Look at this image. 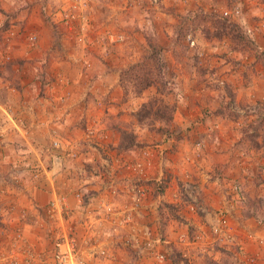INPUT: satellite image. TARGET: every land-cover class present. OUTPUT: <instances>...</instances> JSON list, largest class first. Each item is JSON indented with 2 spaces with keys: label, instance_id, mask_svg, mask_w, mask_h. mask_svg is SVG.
Instances as JSON below:
<instances>
[{
  "label": "crops",
  "instance_id": "crops-1",
  "mask_svg": "<svg viewBox=\"0 0 264 264\" xmlns=\"http://www.w3.org/2000/svg\"><path fill=\"white\" fill-rule=\"evenodd\" d=\"M118 45L113 51L101 52V56L100 50H93L91 45L83 49L73 47L61 57V67L50 68L45 82L34 68L25 70V67L15 66L18 78L0 75V185L6 183V190L11 188L9 199L15 200L16 206L32 216L44 215L47 211L58 216L61 209L70 215L68 222L78 233V256L82 259L88 257L92 264H155L160 263L154 258L158 251L166 246L168 253L175 245L181 249L184 238H178V241L172 233L161 241L145 235L135 245L131 240L126 242L128 236H134L132 228H136L122 225L121 221L123 214L132 207L133 183L140 181L144 189L142 213L154 222L152 234L160 225L159 213L165 205L180 207L185 199L179 192L180 185L188 186L190 179L208 176L216 178L214 181L218 185L229 186L236 179L230 170L234 167L236 172L238 164L243 167L242 162L249 154L240 148L241 136L236 129L227 131L221 125L215 128V121L211 122L207 115L213 113V118L221 117L217 113L219 103L216 99H211L215 103L214 112L207 110L211 97L207 95L213 89L211 86H216L214 80L224 85L226 77L234 81L230 63L221 70L208 71L205 76L196 71L188 74L186 80L190 78L199 84L190 90L189 100L184 92H177L185 86V75L175 67L178 74L174 75L177 81L174 92L180 95L173 122L177 128L163 142L167 134L159 136L142 128L136 118V111L147 99L144 97L146 91L142 96H136L138 102L133 101V104L124 97L120 84L122 68L139 60L141 53L132 54L131 48ZM45 51L42 47L35 54L40 56ZM103 59L110 62H101ZM225 71L229 73L225 74ZM257 85L255 82L248 92L249 99L242 94L238 98L250 101V93L255 95L253 90H257ZM203 96L207 99L202 101ZM121 129L134 132L141 145H135L131 150L121 148ZM56 139L62 142V149L53 146ZM77 145L81 156L76 159L67 156L66 148L74 147L71 150H75ZM11 172L20 176L18 185H9ZM221 195L226 197L225 193ZM52 200L57 201V205L49 209ZM108 207H111V213ZM221 207L230 209L225 198ZM212 214L213 211L208 217ZM191 216L197 218V215ZM252 223L257 224L251 219L247 224ZM254 238L242 241L246 251L256 253L263 249L264 253V246H259L255 239L256 244ZM162 241L165 244H161ZM101 247L107 251L104 256L98 253ZM202 250L203 246L196 252L187 247L181 249L183 256L189 257L193 256L192 252L195 257ZM220 252L217 253L219 264H245L244 256L240 254L233 261L228 258L219 262L220 257L226 255L225 251ZM196 259L200 264H209L203 255ZM189 262L179 259L178 264H191ZM164 264L177 263L167 258Z\"/></svg>",
  "mask_w": 264,
  "mask_h": 264
},
{
  "label": "rangeland",
  "instance_id": "rangeland-1",
  "mask_svg": "<svg viewBox=\"0 0 264 264\" xmlns=\"http://www.w3.org/2000/svg\"><path fill=\"white\" fill-rule=\"evenodd\" d=\"M212 14L228 17L240 24L249 45L236 47L237 45L226 36L205 37L203 32L205 26L211 31L214 30L211 23L213 18L210 17ZM151 42L162 47L160 54L166 62L167 77L171 81L174 80V88L177 87L174 75L178 74L175 67L185 75L183 78L185 86L183 90L177 92L179 94L181 91L184 92L183 95L185 98L187 96L188 100L191 96L190 90L199 87L196 80L190 78L186 80L190 73L196 71L205 76L210 70L211 72L216 68L221 70L226 68L227 64H231L234 81L231 78L227 80L226 77L224 85L214 80L216 86H211L213 89L207 95L211 96L210 100L208 99L207 110L214 112L215 103L211 99H216L219 103L218 108L222 109L225 116L222 117L220 114L221 117L217 119L212 117L213 113L207 115L211 122L215 121L213 122L215 128L221 125L227 131L236 129L241 136L240 148L249 154L247 160L242 162L243 167L238 164L236 172L234 167L230 170L236 179L229 186L218 185L214 181L216 178L208 176L190 179L188 186L179 187V192L187 200L184 199L180 207L167 203L159 213L160 225L153 229L151 237L165 239L168 234L174 233L177 240L178 238L187 240L185 243L184 239L180 240L181 249L187 247L196 252L203 246L204 250L195 254V257L194 252L192 257L189 255L184 257L176 245L168 253L166 246L163 247L164 250L158 252L167 254V258L173 261L187 259L188 262L191 260L189 263L197 264L196 256L203 255L209 264H219L218 252L221 251V254L225 251L226 255L220 257L219 262L228 258L233 261L240 254L244 256L245 264H264L263 249L259 248L261 249L259 252L249 253L242 242L246 240L248 242L249 237H255L253 241L257 244V240L259 246H264V139L259 137L255 143L243 132L250 122L264 117V0H0V65L1 70L7 71L10 77L17 75L15 66L25 67V70L37 69L38 75L43 72L51 73L50 68L61 67L63 59L61 57L75 46L83 49L91 45L93 50H100L98 53L101 56V52L113 51L121 44L131 48L132 54L140 51L142 59L152 52ZM42 47L46 48L45 53L37 56L35 53ZM103 60L101 62L106 61ZM74 63L77 64L78 60H74ZM7 64H12V71L5 69ZM206 68L207 71L204 72ZM227 73L229 71H225V74ZM255 82L258 83L257 90L255 88L253 90L255 95L250 93L252 95L250 101L244 102L243 98H238L242 94L249 99L248 92L255 86ZM177 92L167 96L166 100L171 103L176 101L180 96ZM156 93V87H152L146 90L144 97L148 100ZM207 97L203 96L201 100H206ZM127 99L138 102L133 92H130ZM154 124L161 125L158 121ZM176 126L177 124L172 123L170 134H173ZM141 127L159 136L162 134L157 129H151L148 124ZM259 130L264 133V124ZM169 133L163 142L168 140ZM170 144L171 142L167 145ZM55 149H62V142L61 148ZM71 149L74 147L66 148L67 156L74 159L81 156L79 145L75 150ZM8 177L9 185H18L20 176L17 173L11 172ZM183 182L181 181V184ZM202 182H205L204 186L199 187ZM6 185V183L0 185V264H58L54 257L55 252L59 250L63 241H71L72 237L78 242L79 255L78 233L68 222L70 215L61 209L58 216L55 212L53 214V211L32 216L25 209L16 206L15 200L9 199L11 188L8 187L10 190L7 191ZM223 193L226 197L221 195ZM246 196L248 199L258 200L260 208H257L258 216H244L243 199ZM224 198L228 201L230 209L221 207ZM52 202L54 201L50 202L49 209L53 208ZM246 202L249 201L246 199ZM196 203L205 205L207 212L192 210L191 205ZM246 206H249V203H246ZM212 211V217L209 218ZM135 212L132 207L127 212L133 213L130 223H126L125 214L124 220L121 221L122 225L136 227L132 228L134 233L132 238L139 240L146 235V226L152 232L151 226L154 222L147 218L148 215ZM191 214L197 215V218ZM219 219L236 239L219 237L213 233V223H217ZM249 219L257 224H247ZM127 238L126 242L131 240V244L135 245L130 236ZM161 244L165 243L162 241ZM195 247L197 249H194ZM106 252L102 247L98 251L103 256L107 254ZM156 256L157 253L154 255L155 260ZM127 258L132 260L130 257ZM80 260L85 264H92L88 257Z\"/></svg>",
  "mask_w": 264,
  "mask_h": 264
},
{
  "label": "trees",
  "instance_id": "trees-1",
  "mask_svg": "<svg viewBox=\"0 0 264 264\" xmlns=\"http://www.w3.org/2000/svg\"><path fill=\"white\" fill-rule=\"evenodd\" d=\"M213 31L205 26L203 28L204 36L207 38H222L223 36L229 37L236 47L248 46V39L245 37L244 31L240 24L233 22L228 17L212 14L210 15ZM207 21V17L205 19ZM151 53L143 56L137 62L132 63L126 68L120 71V84L124 90L125 98L129 96L130 92H133L135 96H142L146 90L151 87H156L157 93L148 98V100L142 102L135 115L140 125H150L151 129H157L158 132L166 135L171 131V125L175 119V113L177 111V103L168 102L167 96L174 92V80L171 81L167 75L166 62L160 54V47L157 44L150 43ZM5 69L12 71V64H7ZM2 77L8 76L7 71L0 70ZM42 80L45 82L46 73L39 74ZM12 76V74H11ZM174 77V76H173ZM132 90V91H131ZM222 117V109L218 110ZM221 111V112H220ZM160 122L161 125L155 126V122ZM264 124V117L250 122L247 128H244V133L250 136L251 141L255 142L259 137L264 139V133L260 132V126ZM169 127V128H165ZM121 142L120 147L125 150H131L135 145H141L137 141V135L127 129H121ZM171 133V132H170ZM169 133V134H170ZM249 201V206H246L245 201ZM258 200L248 199V196L243 199V210L245 217L258 216L257 212ZM260 209V208H259ZM258 214V215H257ZM179 260H176L178 264Z\"/></svg>",
  "mask_w": 264,
  "mask_h": 264
},
{
  "label": "built area",
  "instance_id": "built-area-1",
  "mask_svg": "<svg viewBox=\"0 0 264 264\" xmlns=\"http://www.w3.org/2000/svg\"><path fill=\"white\" fill-rule=\"evenodd\" d=\"M53 146L56 148H61V141L55 140L53 142ZM90 149H92L90 146H88ZM131 198H132V210L138 212L139 214H142V206L144 205L145 200V192L143 187L140 184V181H135L132 185L131 189ZM53 206L57 205V201L52 202ZM60 205V202H58ZM192 210L195 212H207V208L203 204H192L191 205ZM107 210H111V207H108ZM128 212V211H127ZM125 212V220L126 223H130L132 221V214H127ZM212 231L215 235L219 237H226L231 239H236L234 234H231L227 228H225L224 225L221 224V220L219 219L217 223H213ZM145 233L148 238L151 237V230L148 226L145 227ZM135 243H138V240H135V238H132ZM161 238H158V241ZM157 240V239H156ZM78 242L74 237H72L71 241H63L59 247V250L55 252V260L58 264H85L82 260L79 259L78 256V248H77ZM157 260L159 262H164L167 259V255L162 252H157L156 256Z\"/></svg>",
  "mask_w": 264,
  "mask_h": 264
}]
</instances>
